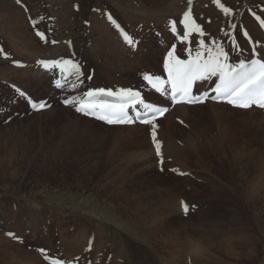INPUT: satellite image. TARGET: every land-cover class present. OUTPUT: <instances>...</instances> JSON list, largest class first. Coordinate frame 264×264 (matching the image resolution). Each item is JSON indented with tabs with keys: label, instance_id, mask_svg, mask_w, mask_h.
Masks as SVG:
<instances>
[{
	"label": "rangeland",
	"instance_id": "obj_1",
	"mask_svg": "<svg viewBox=\"0 0 264 264\" xmlns=\"http://www.w3.org/2000/svg\"><path fill=\"white\" fill-rule=\"evenodd\" d=\"M192 3L199 9L195 17L200 24H213L224 39L218 43L204 37L205 47H225L232 64L247 60L242 26L234 23L230 30V23L240 12L264 19V0H220L230 11L227 15L217 5L218 12L210 11L204 1ZM186 4L187 0H22L15 4L22 20L0 17V264H48V258L64 264H264V189L256 190V185L264 186V111L237 112L221 103L232 114L215 115L206 106L210 101L187 110L184 118L170 109L169 118L155 124L162 129L176 125L183 135L170 130L174 137L169 148L156 136L161 144L157 156L151 125L90 129L83 122L87 118L61 105L66 97L80 99L101 87L140 91L145 97L143 75L162 76L161 71L132 75L133 83L120 73L133 69L144 53L159 67L169 46H175L178 58L189 57L188 50L195 55L201 40L196 45L182 41V31L178 25L172 31L170 15L163 10ZM161 14L165 17L159 22ZM109 16L136 36V47L124 51L123 61L105 65L91 46L102 42L97 28L110 25ZM27 36L40 52L32 53L36 45ZM111 46L120 53L113 39ZM63 58L78 62L85 73L75 89L71 76L62 80L63 89L54 88L59 69H46L41 63ZM97 66L114 80L127 81H101ZM95 75L98 84L93 82ZM40 77L45 81L34 84ZM29 100H44L52 108L35 112ZM74 116L83 120L76 123ZM147 145L155 150L149 157L141 153ZM181 201L187 213L179 209ZM167 202L176 204L168 215Z\"/></svg>",
	"mask_w": 264,
	"mask_h": 264
},
{
	"label": "snow or ice",
	"instance_id": "obj_2",
	"mask_svg": "<svg viewBox=\"0 0 264 264\" xmlns=\"http://www.w3.org/2000/svg\"><path fill=\"white\" fill-rule=\"evenodd\" d=\"M17 4L22 3V0H16ZM188 4H192V0H187ZM218 7L227 15L230 11L224 7L220 0H214ZM109 21L117 28L125 44L131 48L136 47L135 39L127 34L119 24L111 16L108 17ZM260 27L264 29V20H260ZM177 23L183 25L182 41H187L191 32L204 35L200 26L192 19L191 9L183 12V18L177 21H170L172 31H176ZM232 27H235L232 25ZM37 35L43 40L44 35L37 32ZM243 35L248 39L249 44L254 41L245 31ZM53 43H56L53 41ZM233 46L236 47L235 42ZM175 46L167 53L164 61V70L167 73V81L162 80L159 76L152 74H144L143 79L150 85L157 93L165 97H170L173 104L186 103L189 105L203 103L207 99L213 101L225 102L228 105L239 108L249 109L256 106L264 109V48L258 49L253 47L247 61L240 60L239 63H229V53L224 50L222 46L216 44L215 47H205L203 40L199 42V48L193 56L192 52L188 50L189 59L182 60L175 54ZM259 57V58H256ZM43 66L48 68H58L61 74L65 77H74L72 88L75 89L78 85L77 82H82L81 78L85 75L82 66L71 59L62 61L41 62ZM215 77V86L211 89L215 93L209 96L207 91L200 95H193L192 89L196 81H210ZM87 79H92L87 76ZM165 85L169 87L166 88ZM57 87L63 89L64 85L61 81H57ZM170 88V91H169ZM21 96L25 94L20 92ZM116 97V102L111 103L108 101L100 100L98 97ZM65 106H72L77 113L84 116L95 117L96 119L103 120L107 124H132L134 119L141 123L149 124L152 126L153 143L156 149L157 156L161 154V144L156 140L157 125L152 123L158 116H162L167 108L156 107L151 103H145L141 98L139 92H133L129 89H121L116 93L111 90L103 88L96 90H89L84 93V98H66L63 101ZM32 107L35 110H43L50 107L46 102L33 103ZM136 105H140L143 112L136 110ZM129 108L136 111V116L133 118L129 115ZM150 117V118H149ZM161 163L163 161L161 160ZM181 207L184 212H188V206L181 201ZM8 235L12 236V233ZM42 253L44 249L40 250ZM47 258V257H46ZM52 264H62L60 261H53Z\"/></svg>",
	"mask_w": 264,
	"mask_h": 264
},
{
	"label": "bare ground",
	"instance_id": "obj_3",
	"mask_svg": "<svg viewBox=\"0 0 264 264\" xmlns=\"http://www.w3.org/2000/svg\"><path fill=\"white\" fill-rule=\"evenodd\" d=\"M201 1H204V2H206V4L208 5V8H209V10L210 11H216V12H218L217 11V4L214 2V0L212 1V0H201ZM164 2V1H163ZM194 2V1H193ZM186 3V2H185ZM15 4H17V2H16V0H0V17H2V18H5V19H7L8 21H10V22H13V20L15 21V22H19L20 20H22V18H21V16H20V14H19V8H17L18 6L17 5H15ZM152 4V3H151ZM165 4V3H164ZM196 4H197V2H196ZM196 4H191V5H189V4H186V5H184V6H180L179 8L177 7V10H175L174 9V6H168V7H166V8H164L163 10H167L168 11V13H169V19L170 20H172V21H177L178 19H182L183 18V12L184 11H187V10H189V8L191 9V13L193 12L194 14L192 15V19L195 21V23L197 24V25H199L200 26V28H201V30L203 31V33H204V35L203 36H201L199 33H196V32H191L190 33V35H189V37H188V40L187 41H185L186 43H188V45L190 44V43H196L197 41H199V40H203L204 39V37L206 38V37H208V38H211V39H215L218 43L219 42H223V37L221 36V34L220 33H218V32H216V29L213 27V24H212V26H203L202 25V23L200 24V20L197 18V17H195V16H197V15H199V13H197L196 14V12L197 11H199V9L198 8H196ZM146 5V4H145ZM148 5V4H147ZM181 5V4H180ZM203 5V4H202ZM153 7H155V6H153ZM163 7V6H162ZM200 7V6H199ZM202 7V6H201ZM145 8H147V7H145ZM26 11V10H25ZM210 11H208V12H210ZM152 12H154V11H152ZM202 12V11H201ZM215 12V13H216ZM57 13V12H56ZM174 13H176L175 15H173ZM154 14H159V12L158 11H155V13ZM207 14V13H206ZM257 14V13H256ZM68 15V14H67ZM70 15V14H69ZM125 15V14H124ZM140 15V14H139ZM143 15V14H142ZM173 15V16H172ZM182 15V16H181ZM210 15V14H209ZM142 17V16H141ZM153 17H154V15H153ZM165 16L163 15V14H161V15H159V17H158V19H159V22L161 21L160 19H163ZM234 17V16H233ZM74 19V18H73ZM124 20V19H123ZM117 21V20H116ZM102 22H103V20H102ZM118 22V21H117ZM122 22V21H121ZM157 22V21H156ZM22 23V22H21ZM93 23H95V22H93ZM98 23V22H97ZM164 23V22H163ZM241 24V26H242V28H244V30L245 31H247L248 33H249V36L252 38V40L254 41V43L253 44H249L248 43V41L246 40V38H245V36L243 35V39H242V44H243V46H244V48H245V53H247V57L249 58V56H250V53H251V50H252V48L253 47H256V48H258V49H262V48H264V34H263V32L261 31V29L259 28V26L257 25V23L249 16V15H247V14H244L243 12H240L239 14H236V17H235V19H234V21L232 22V23H230V25L232 24ZM8 24H10V23H8ZM14 24V23H13ZM102 24V23H101ZM107 24V23H106ZM118 24L121 26V28H123V29H125V27L123 26V24L122 23H119L118 22ZM91 25V24H90ZM161 25V24H160ZM177 25H178V30H180L179 32H181V33H183V31H184V29H183V25H181V24H179V23H177ZM209 25H211V24H209ZM20 26H22V25H20ZM215 26H216V24H215ZM96 27V26H95ZM148 27V26H147ZM165 27V26H164ZM163 27V29H162V32H163V34H167V33H169V32H167V29L166 28H164ZM231 27L232 26H230V30H231ZM95 29V28H94ZM232 29H233V27H232ZM21 30V29H20ZM23 32H24V36L26 35V28H25V26H23ZM63 30V29H62ZM97 30H98V32L100 33L99 35L101 36V38H102V42L100 41H98V39H94L93 40V42L95 41V40H97L99 43L98 44H94L93 46H91L92 47V51L91 52H93V54H96V55H98V57L100 56L101 57V59H102V64H105L106 65V63L107 62H109V61H115V60H119V61H123L124 60V53L126 52V49L128 50L129 49V46L127 45V44H125L124 43V41H123V39H122V37L120 36V34H119V32L117 31V29H116V27L110 22V25H101V26H99L98 28H97ZM126 30V29H125ZM130 30V29H129ZM169 31H170V29H169ZM219 31V30H218ZM22 32V31H21ZM95 32V31H94ZM97 32V31H96ZM126 32L129 34V32L126 30ZM98 35V34H97ZM96 35V36H97ZM98 35V36H99ZM130 35V34H129ZM131 36V35H130ZM141 36V35H140ZM30 37H32V36H30ZM29 36H27V41H30L32 44H34V45H36V43H34V39H31ZM136 37V36H135ZM134 37V38H135ZM147 37V36H146ZM34 38V37H33ZM143 38V37H142ZM111 39H113L114 41H115V43H117L118 44V49L120 48V53L118 54L117 52H113L112 51V49L110 48V46H111ZM136 39V38H135ZM99 40H101L100 38H99ZM26 41V40H25ZM96 41V42H97ZM28 43V42H27ZM26 44V43H25ZM112 44H114V42L112 43ZM228 44V43H227ZM194 45H196V44H194ZM191 46V45H190ZM228 46V45H227ZM226 46V47H227ZM230 49L232 50V44L230 43ZM18 47V46H17ZM39 47V46H38ZM37 47V45L35 46V48L32 50V53L34 52V51H36V53L37 52H40L42 49L41 48H38ZM112 47V46H111ZM170 47V46H169ZM194 48H195V46H193ZM114 48V47H113ZM193 48V49H194ZM26 49H28L27 47H26ZM31 49V48H30ZM115 49H117L116 47L114 48V50ZM169 49V48H168ZM167 49V50H168ZM224 49H225V47H224ZM234 50H235V48H233ZM24 50V49H23ZM130 50H131V48H130ZM150 50V49H149ZM20 51V50H19ZM125 51V52H124ZM233 51V50H232ZM167 52V51H166ZM242 52V51H241ZM23 53V52H22ZM26 53V52H25ZM30 53V52H29ZM35 53V55H37ZM138 53V52H137ZM152 53V52H151ZM176 53V52H175ZM126 54V53H125ZM128 54H131V53H128ZM132 54H133V52H132ZM179 54V53H178ZM32 55V54H31ZM151 55V54H150ZM131 56V55H130ZM130 56H129V58H130ZM136 56V55H135ZM242 56V55H241ZM99 57V58H100ZM151 56H148L146 53H144L143 55H139V57H137V60H136V63L133 65V69H128V70H126V71H120L121 73V75L122 76H124V75H126L130 80V83L132 82L133 83V80H134V78H131L132 77V75H136V76H138V75H140V73H142V71H154V70H158V71H161L162 73H163V70H164V65H163V63H162V58H163V56L161 57V64H160V66L159 67H157L156 66V68L152 65V64H150V62H148V58H150ZM152 57H153V55H152ZM188 58V57H187ZM187 58H185V59H187ZM256 58H259V57H256ZM133 59V58H132ZM185 59H182V60H185ZM235 59H237V58H235ZM244 59V58H243ZM64 60H66V59H64ZM231 60V59H230ZM129 61V60H128ZM245 61H247V60H245ZM120 63V62H119ZM237 63H239V62H237ZM108 64V63H107ZM123 64V63H122ZM97 65V64H96ZM100 65H101V63H100ZM114 65V64H113ZM112 65V66H113ZM129 65V64H128ZM102 66V65H101ZM100 66H97V71L95 72V73H97L98 74V76L100 75V80L101 81H104V82H107L108 84H110V85H113V84H117V82H120V81H127V80H125V78L123 79V78H121V79H119V80H114V78L111 76V74L107 71V70H105V69H101V68H99ZM130 67V66H129ZM29 68V67H28ZM119 68V67H118ZM122 68V67H121ZM126 68H128V67H126ZM24 69V68H23ZM117 69V68H116ZM136 69H140L141 70V72H139V70H138V72H137V70ZM119 70H120V68H119ZM2 72H4V71H2ZM24 72H25V69H24ZM54 72V71H53ZM117 72V71H116ZM43 73V72H42ZM109 73V74H108ZM117 74V73H116ZM120 74H119V76H120ZM62 75V74H61ZM48 76H49V74H48ZM97 75H95V79L93 80V82H95V84L97 83V81L99 80V77H98ZM155 76H158V75H155ZM53 77V76H52ZM41 78V77H40ZM127 78V79H128ZM136 78V77H135ZM44 78H41V79H37L36 81H34L35 83L34 84H36V85H39L40 83H43V81H45V80H43ZM139 79V78H138ZM215 80H216V78L215 77H213L212 78V80H210V81H197L196 82V85H195V92H196V95H198V94H200V93H203V92H205V91H208V90H210L211 91V89L215 86ZM55 81V80H54ZM98 84V83H97ZM122 85V84H121ZM149 86V85H148ZM147 85L145 86V88L147 89V87H148ZM28 87V86H27ZM26 87V88H27ZM39 87V86H38ZM109 87H111V86H109ZM150 87V86H149ZM148 87V88H149ZM102 88V87H101ZM100 88V89H101ZM167 88V87H166ZM86 89V88H85ZM95 89H99V88H95ZM104 89V88H103ZM94 90V89H93ZM105 90H111L113 93H115V91H119L120 89H118V90H113V89H105ZM89 91V90H88ZM137 92H139L141 95H142V93L140 92V91H137ZM144 95V94H143ZM142 95V96H143ZM145 99H144V101H148V102H150V103H152L153 105H158V106H167V105H169L170 106V109L171 110H173L175 113H177V114H179L180 116H178L179 118L182 116V118H184V117H186V113H187V110H191V109H194V108H196V106H188V105H185V104H178V105H172L170 102H169V100H168V97H165V96H163V95H161V94H157V93H155V92H152V91H149L148 89H147V93L145 94V97H144ZM32 102H34V101H32ZM206 102V101H205ZM204 102V103H205ZM207 103V102H206ZM205 103V104H206ZM207 108H209L212 112H214L215 113V115L217 114V113H221V114H224V116L226 115V114H230L231 112H230V108H227V106H223L221 103L220 104H213L212 102L210 103V102H208L207 103ZM61 107V106H60ZM229 107V106H228ZM50 108H52V107H50ZM137 108L138 109H141V107L140 106H137ZM54 109L55 108H53V109H50V112L52 113L53 111H54ZM57 109V108H56ZM59 109V108H58ZM62 109V108H61ZM64 109V108H63ZM68 109V108H67ZM197 109V108H196ZM171 110H168V112L164 115V117H162L160 120H158V121H162V120H166V119H168L169 118V116L171 115V113H172V111ZM196 111V110H195ZM233 111V110H232ZM249 113H254V112H256L257 111V109H254V108H250L249 110ZM143 112V111H142ZM209 112V111H208ZM234 112H235V110H234ZM237 112H239L238 110H237ZM236 112V114L235 115H237V114H239V113H237ZM242 112V111H241ZM47 113H49V110H48V112ZM194 114V113H193ZM220 114V115H221ZM232 114V113H231ZM230 114V115H231ZM72 115V114H71ZM219 115V116H220ZM211 116V115H210ZM233 116H234V113H233ZM70 118H71V120H72V117L70 116ZM74 119H75V121H76V123L77 122H79V121H82L83 119H82V117H79V116H74L73 117ZM217 118V117H216ZM220 118V117H219ZM235 118H237V117H235ZM234 118V119H235ZM241 119V118H240ZM177 120V119H176ZM184 120V119H183ZM195 120V119H194ZM216 120V119H215ZM223 120V119H222ZM225 120V119H224ZM196 121V120H195ZM212 121H214V120H212ZM218 121V120H217ZM230 121H232V120H230ZM237 121V120H236ZM235 121V122H236ZM241 121V120H240ZM243 121V120H242ZM83 122H85V124L84 125H86V127H90V129L91 128H103V129H110V130H119V129H124V126H122V128H121V126H114L113 128H106V127H104V125H102V124H100V122L99 123H97L98 121H96L95 122V120H93V119H89L88 120V118L86 119V120H84ZM222 122V121H221ZM229 122V121H228ZM72 123H75V122H72ZM71 123V124H72ZM153 123H156V122H153ZM171 124V123H170ZM216 124V123H215ZM222 124V123H221ZM224 124V123H223ZM236 124H239L238 122L236 123ZM73 125V124H72ZM83 125V124H82ZM169 125V124H168ZM219 125V124H218ZM80 126V125H79ZM228 125H226V127H227ZM108 127H111V126H108ZM127 127V126H126ZM136 127H138V128H142L143 126H139V125H137V124H135V122H133V125L130 127L131 129H135ZM230 127V126H229ZM228 127V128H229ZM224 128H225V126H224ZM234 128V127H233ZM89 129V128H88ZM102 129V130H103ZM128 129V128H127ZM222 129H223V127H222ZM222 129H220V130H222ZM94 130V129H93ZM141 130V129H140ZM173 132V133H175V134H178V133H180V134H182L183 135V132H182V130L180 129V127H178V126H176V125H172V126H169V127H165L164 129H162L161 127H159V126H157V128H156V136H157V138L161 141V142H163L165 145H166V148H169V147H171L170 146V140L169 139H171V138H173L174 137V135H172L173 133H171V131ZM224 130V129H223ZM254 130V129H253ZM138 131V130H137ZM219 131V130H218ZM229 131V130H228ZM233 131V130H232ZM235 131H237V130H235ZM241 131V130H240ZM118 132V131H117ZM234 133V132H233ZM207 134V133H206ZM223 134H224V132H223ZM230 134H232V133H230ZM141 135V134H140ZM233 135V134H232ZM136 136V135H135ZM138 136V135H137ZM148 136V135H147ZM226 136V135H225ZM229 136V135H228ZM264 136V135H263ZM146 137V136H145ZM190 137H191V135H190ZM189 137V139H191ZM137 138V137H136ZM139 138V137H138ZM221 138V137H220ZM224 138V137H223ZM225 139H227V138H225ZM133 140V139H132ZM169 140V141H168ZM173 140V139H172ZM192 140V139H191ZM190 140V141H191ZM210 140V139H209ZM137 141V140H136ZM222 141H224V140H222ZM262 141V140H261ZM145 143V142H144ZM173 143V142H172ZM192 143V142H191ZM223 143V142H222ZM256 143V142H255ZM143 144V143H142ZM141 144V145H142ZM195 144V143H194ZM197 144V143H196ZM165 145H162L163 147L165 146ZM198 145V144H197ZM151 146L152 145H147V147H146V151H142L141 153H142V155L143 156H146V157H149V156H151L152 154H153V148H151ZM208 146V145H207ZM174 147V146H173ZM194 147V146H193ZM199 149L200 148H202V146L201 145H199V147H198ZM173 149V148H172ZM143 150V149H142ZM156 150V149H155ZM155 150H154V152H155ZM164 152V151H163ZM138 153V152H137ZM141 155V156H142ZM141 158V157H140ZM236 158H237V156H236ZM239 159V158H238ZM237 161V160H236ZM242 168V167H241ZM241 170V169H240ZM256 184H258V182L256 183ZM259 185V184H258ZM264 186H262L261 187V185L260 186H257L256 185V190L259 192V191H261L262 189H264L263 188ZM247 189V188H246ZM253 189H255V188H253ZM250 190V189H249ZM252 191V190H251ZM256 191V192H257ZM250 192V191H249ZM262 192V191H261ZM255 193V192H254ZM254 193H253V195H254ZM252 194V193H251ZM249 195H250V193H249ZM176 202V201H175ZM175 202L173 203H171V202H167V204H166V206H164V211H165V213L168 215L169 214V211H171L172 212V210H175ZM18 205V204H17ZM182 207H181V203L179 204V209H181ZM25 209V208H24ZM178 211V210H177ZM39 215V214H38ZM90 226V225H89ZM18 234V233H17ZM66 236V235H65ZM17 237V236H16ZM67 238V237H66ZM4 240V239H3ZM66 240V239H65ZM73 240V239H72ZM32 241V240H31ZM64 243V242H63ZM10 244H12V243H10ZM71 245V244H70ZM79 246V245H78ZM7 247V246H6ZM9 247V246H8ZM2 248V247H1ZM11 248V247H10ZM229 249H230V247H228ZM19 249V248H18ZM228 249V250H229ZM225 250H226V248H225ZM4 251V250H3ZM35 252V251H34ZM33 252V253H34ZM228 252V251H227ZM22 253V252H21ZM185 254V253H184ZM26 255V254H25ZM24 255V256H25ZM97 255V254H96ZM23 256V255H22ZM29 256H31L32 258L31 259H34L35 258V255H32V254H29ZM5 257V256H4ZM29 258V257H28ZM27 258V259H28ZM13 259V258H12ZM21 260V259H20ZM40 260V259H39ZM113 262H114V260H113ZM20 263V262H19ZM29 264V263H28ZM41 264H42V262H41Z\"/></svg>",
	"mask_w": 264,
	"mask_h": 264
},
{
	"label": "crops",
	"instance_id": "obj_4",
	"mask_svg": "<svg viewBox=\"0 0 264 264\" xmlns=\"http://www.w3.org/2000/svg\"><path fill=\"white\" fill-rule=\"evenodd\" d=\"M52 38H54V37H53V33H52ZM54 39H55V38H54Z\"/></svg>",
	"mask_w": 264,
	"mask_h": 264
}]
</instances>
